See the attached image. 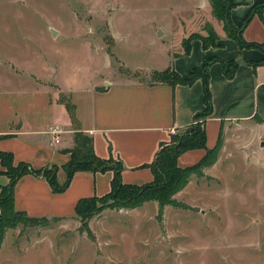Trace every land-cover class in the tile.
<instances>
[{"label": "rangeland", "instance_id": "rangeland-1", "mask_svg": "<svg viewBox=\"0 0 264 264\" xmlns=\"http://www.w3.org/2000/svg\"><path fill=\"white\" fill-rule=\"evenodd\" d=\"M201 5L0 0V132L16 128L20 116L45 114L48 96L35 81L81 85L107 71L100 46L111 52L113 38L115 51L117 38L126 54L144 59L158 43L175 46L201 24L186 41L205 35L214 46L221 36L203 22L208 12L199 11ZM158 24L161 36L154 31ZM110 59L116 71V59ZM151 74L136 76L153 81ZM221 139L217 161L193 172L169 203L147 200L131 207L97 201L98 211L89 215L18 223L9 228L3 250L8 255L2 254L0 264H264V127L233 122Z\"/></svg>", "mask_w": 264, "mask_h": 264}, {"label": "crops", "instance_id": "crops-1", "mask_svg": "<svg viewBox=\"0 0 264 264\" xmlns=\"http://www.w3.org/2000/svg\"><path fill=\"white\" fill-rule=\"evenodd\" d=\"M200 1L203 5L197 9H204L209 15V18H206L207 15L202 16L203 22L210 23L221 36L217 45L205 48L203 35L195 34L190 43L185 44L189 34L201 30V24L195 31H186L175 46L158 43L156 49L151 50L150 55L144 59L132 52L126 54L117 38L115 51L113 38L111 52L104 45L100 46L107 58L108 69L98 74L94 81L73 86L67 82L47 79L44 81L52 83L35 81L38 88L48 96L43 103L45 114H35L31 118L18 117L16 128L0 132V151L11 152L15 164L26 162L34 169L55 165L58 167L56 179L61 184L66 179L64 166L69 160V153L65 150L74 146V132L80 131L91 137L97 156L121 162L122 183L141 185L150 182L153 175L149 167L144 165L151 163L159 147L170 141L171 128L176 133L188 130L195 115L205 108L204 83L199 78L192 84L172 85L168 82L139 79L136 74L149 76L152 72L170 68L187 77L193 68L211 57L237 60L238 66L232 78L225 75L220 61L214 62L209 68L213 112L204 122L207 147H215L224 129H229L233 122H255L262 129L264 62L251 64L249 61L264 59V7L253 12L241 33L246 42L257 43L263 48L241 47L235 37L226 34L223 28L225 22L214 16L212 1ZM228 1L234 3L230 18L236 28L241 26L255 5L264 3V0ZM155 26L154 31H159L158 36L163 35L160 24ZM129 45V42L124 43V46ZM111 57L116 59V71H113ZM7 90L13 91L14 87ZM15 90L24 91L20 88ZM62 94L68 99L66 102L74 106L75 123L60 99ZM52 126L61 130L58 142H55L54 134L49 131ZM205 154L204 148L187 150L178 156L177 165H194ZM2 171L0 163V192L9 182V178ZM112 177L111 170L77 171L66 190L58 193L52 190L44 177L27 173L13 186L14 208L24 211L30 217L65 219L74 215V206L78 199L102 196L109 192ZM8 232L9 229L0 245L1 262L3 255H8L3 253Z\"/></svg>", "mask_w": 264, "mask_h": 264}, {"label": "trees", "instance_id": "trees-1", "mask_svg": "<svg viewBox=\"0 0 264 264\" xmlns=\"http://www.w3.org/2000/svg\"><path fill=\"white\" fill-rule=\"evenodd\" d=\"M211 1L213 4L214 15L218 19L225 22V28H227V31L230 33L229 35L235 37L241 47L263 48L262 45L257 43L246 42L241 33L253 16V12L261 7H264V3L255 5L251 12L246 16L241 26L236 28L233 26L230 18V12L234 3L228 0ZM204 39L205 36L203 35V46L205 48L209 47ZM189 43L190 42L185 41V44L188 45ZM211 44L214 46L217 45V43ZM216 61H220L222 63L225 75L228 78H232L235 75L238 61L225 60L220 57L208 58L201 65L193 68L187 77L179 75L170 68L160 72H152L151 79L154 82L162 81L168 82L172 85L176 83L192 84L195 80L201 78L204 83L205 108L195 115L194 120H196V123H192L190 128L186 131L172 134L170 141L159 147L153 161L144 165L149 167L153 175V179L150 182L141 185L122 183L121 171L123 170V165L121 162L113 158L104 159L97 156L93 150L91 137L80 131L74 132V146L65 150L69 153V160L64 166L66 179L61 184H59L56 179L58 167L55 165L34 169L26 162L21 161L15 164L11 152L0 151V163L2 167H4L2 173L9 178V182L1 188L0 192V245L6 230L16 227L18 223H34L41 220H47L45 217H30L24 211L16 210L14 208L13 186L21 176L27 173L44 177L50 184L52 190L60 193L66 190L74 173L77 171H113L109 192L102 196L83 197L77 200L74 206V213L79 216L89 215L98 211V208L96 207L97 201L101 203L113 201L114 203L112 204L116 206L126 205L131 207L140 206L147 200H157L160 206L169 203L172 195L186 186L193 172H200L203 167L211 166L215 163V161H217L223 146L222 139L220 137L215 147L208 148L206 138L207 135L204 127L205 120L213 112L212 93L209 85V68ZM263 62L264 59L255 62L249 61L251 64H259ZM65 106L72 122L75 123L74 106H72L69 102H66ZM194 148L206 149L204 157L194 165L187 167L178 166V156L183 152Z\"/></svg>", "mask_w": 264, "mask_h": 264}, {"label": "built area", "instance_id": "built-area-1", "mask_svg": "<svg viewBox=\"0 0 264 264\" xmlns=\"http://www.w3.org/2000/svg\"><path fill=\"white\" fill-rule=\"evenodd\" d=\"M194 122L196 123V120H194L193 123ZM49 131H50V133L54 134V140H55V142H58L59 141L58 135L60 133V129L57 126H52V127L49 128ZM170 133L171 134H175L176 131L173 128H171L170 129Z\"/></svg>", "mask_w": 264, "mask_h": 264}, {"label": "water", "instance_id": "water-1", "mask_svg": "<svg viewBox=\"0 0 264 264\" xmlns=\"http://www.w3.org/2000/svg\"><path fill=\"white\" fill-rule=\"evenodd\" d=\"M51 30H52L53 34H55V33H56V31H55L54 29H51Z\"/></svg>", "mask_w": 264, "mask_h": 264}]
</instances>
